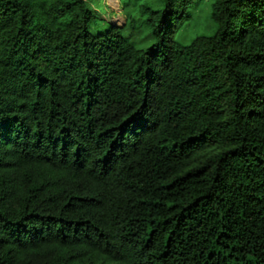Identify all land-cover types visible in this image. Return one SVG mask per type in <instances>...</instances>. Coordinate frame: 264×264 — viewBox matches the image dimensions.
<instances>
[{"label": "trees", "instance_id": "16d2710c", "mask_svg": "<svg viewBox=\"0 0 264 264\" xmlns=\"http://www.w3.org/2000/svg\"><path fill=\"white\" fill-rule=\"evenodd\" d=\"M0 0V264H264V0ZM139 22V24H138Z\"/></svg>", "mask_w": 264, "mask_h": 264}, {"label": "rangeland", "instance_id": "374dc122", "mask_svg": "<svg viewBox=\"0 0 264 264\" xmlns=\"http://www.w3.org/2000/svg\"><path fill=\"white\" fill-rule=\"evenodd\" d=\"M154 7H158L160 0H144ZM211 1L201 0L192 8V19L185 22L179 29V36L184 41L196 36L199 32L212 33L215 30V23L211 18ZM95 8H97L102 19L113 21L117 25L127 29V33H131L133 40L138 46H146L151 40L147 38L146 28H132L128 23V19L134 16L141 21L143 15L139 11V4L129 0H93ZM139 24V22H138Z\"/></svg>", "mask_w": 264, "mask_h": 264}]
</instances>
